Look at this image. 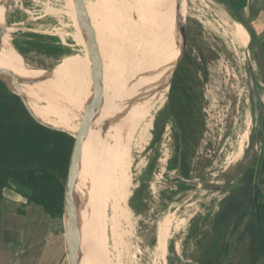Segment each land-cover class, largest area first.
<instances>
[{
  "label": "rangeland",
  "instance_id": "374dc122",
  "mask_svg": "<svg viewBox=\"0 0 264 264\" xmlns=\"http://www.w3.org/2000/svg\"><path fill=\"white\" fill-rule=\"evenodd\" d=\"M130 1L157 11L162 17L163 22L158 23L162 26L166 38L172 46L179 49L177 12L156 0ZM248 1L249 7L242 14L233 13L254 32V38L250 37L248 45L244 48L234 44L230 35L234 33L244 41H248L249 38L242 34L237 25L232 24L238 22L217 0H194L193 4L188 3L187 15L184 16L185 34H190V39H184L186 44L182 50H192L194 57L203 54L207 73L203 109L205 130L192 161L191 179L209 183L208 180L214 176L213 180L218 184L212 185L226 184L225 188L219 190L200 184H185L183 188L180 187L183 183L171 162L176 156L177 138L175 127L168 117L169 107L167 110V98L169 94L170 101V85L173 77L170 75L165 104L156 114L161 120L160 127H163L160 138L151 147L148 145L141 153L135 154L132 161L133 165L129 173L132 195L128 201L131 228L127 230L128 235L117 248L120 252L118 253L120 260L115 259V251L112 252L106 246L107 255L114 260L113 262L184 264V260L190 259L193 252V240L188 239L193 221L197 220L199 227L206 228L218 211L220 201L238 184L244 173V167L249 168L254 159L261 154L263 149L261 138L254 139L252 135L253 114L248 70L251 68L254 75L263 112L264 61L261 41H264V0ZM90 5H95V2L93 0H13L5 16L7 23L13 27L11 31L13 43L25 39L23 35L27 33L51 36L72 54L63 58L61 63L35 52L27 53L26 57L20 54V57H16L17 60H22L26 77L30 75L40 78L43 73L27 72L25 63L42 69L57 66L52 78L44 82H50L48 84L51 86H48L50 95L57 96L60 88L69 89L70 85L63 81L69 80L75 88L80 87L84 93H88L87 99L90 102H94L98 94L107 96L111 112L119 121L124 122L133 111L134 95L127 92V88L125 89L113 78L112 75L116 76L119 71L101 70L99 74L96 67L82 62L83 55L87 54L100 58L97 41L85 40V32L94 30L87 12V6ZM219 11L223 13L222 15L226 14L224 16L228 17V21L218 13ZM121 14L131 17L123 11ZM78 33L83 40L79 43L74 40ZM105 34L110 37L107 32ZM9 35L10 33L4 37V40L9 38ZM0 56L3 59L0 67L10 71L1 50ZM123 57L116 54L115 60ZM145 59L149 63L152 62L149 56ZM198 61L203 63L202 59ZM151 65L153 66V62ZM56 84L62 87L59 88L55 86ZM36 85L38 88H33ZM135 85L140 88V84H132L136 88ZM30 86L34 94L41 98L48 97L45 92L47 86L43 88L39 84ZM94 86H99L102 90L97 91ZM65 93L61 96L68 95V92ZM108 128L109 133L112 134V125L109 124ZM123 130L124 128H121L118 135ZM151 139L152 136L150 142ZM239 146L243 150L241 157L230 163L231 155ZM94 147L99 148L97 145ZM205 162L208 163L203 168ZM7 190L13 193L16 192L15 190L26 189L10 182ZM20 207L21 204L18 205L15 214H12L13 209L7 210L5 228L0 223V264H37L39 256L46 255L48 250L50 252L46 257V264L51 263L50 260L51 264H70L67 254L68 225L65 219H51L36 205H30L26 211L27 216L24 217L19 212ZM166 221H168L166 250L156 261V240L161 228L164 229ZM171 248L174 249V253Z\"/></svg>",
  "mask_w": 264,
  "mask_h": 264
},
{
  "label": "trees",
  "instance_id": "16d2710c",
  "mask_svg": "<svg viewBox=\"0 0 264 264\" xmlns=\"http://www.w3.org/2000/svg\"><path fill=\"white\" fill-rule=\"evenodd\" d=\"M225 1L237 14H242L249 7L248 0ZM88 8L99 7L87 6ZM229 12L238 23L244 25L250 37L254 38V32L245 26L243 20L235 17L231 10ZM89 17L94 30L85 32V40L97 41L100 58L87 54L83 55L82 62L94 65L102 71L112 72L114 69L119 71L116 76L112 75L113 78L127 88V92L134 95L133 111L124 122L119 121L111 112L107 96L98 94L94 99L107 124L112 125L115 137L120 136L118 139L122 140L134 109L153 83L152 62L149 63L145 58L149 56L152 60L154 53L151 48L154 41L143 23L135 24L131 17L119 11L106 9ZM157 25L167 49L169 83L179 49L170 44L162 26ZM106 32L110 37L106 36ZM23 36L25 39L13 43L23 57L29 52H35L61 63L63 58L72 56L70 50L60 45L55 37L34 33ZM10 37L11 34L2 41L5 43H2V56L10 71L16 77L26 80L23 62L21 59L17 60L18 55L9 46ZM186 39H190V34H185ZM74 40L77 43L83 41L79 33ZM261 47L264 61V41H261ZM116 54L124 57L115 60ZM199 59L200 61L202 59L203 63L199 62ZM2 60L0 56V65L3 63ZM56 67L42 69L25 63L27 72L43 73L40 78L29 75L28 80L41 85L42 88L47 86L45 92L48 97L43 98L34 94L32 87H25L26 96L31 100L30 111L43 123L64 129L85 141L79 142L65 132L38 123L13 90L7 71L0 67V202L3 200L4 190L12 182L28 192L22 194L26 200V204L19 210L22 215L26 205H36L49 218L64 219L69 218L71 214L73 196L80 193L85 182L89 181L92 184L108 156L105 150H109L112 143L106 134L102 133L97 119L93 130L85 138L81 124L78 123L80 122L78 113L87 104L73 83L63 80L70 85L69 89H61L62 85L56 84L55 86L60 88L57 96L50 95L48 91L50 82H44L52 78ZM206 79L203 54L194 57L192 50H182L171 80L168 117L175 127L177 138L176 156L171 160L172 166L177 172L178 151L181 148L180 175L185 179H191L192 161L205 130L203 109ZM136 83L140 84V88L132 86ZM65 92H68V95L62 97ZM159 109L160 106L157 104L144 116L140 126L128 140L130 148H133L144 133L157 123L159 116L156 114ZM121 128H124V132L118 135ZM161 128L163 127L158 128L155 137L153 136L150 144L146 146L151 147L158 141ZM258 137L263 144L262 131ZM145 147L140 152L134 149V153H141ZM261 159L262 152L246 169L238 184L220 201L218 211L206 228L199 227L197 220L193 221L188 234V239L193 240V252L190 259L184 260V264H264V186L259 185L257 181ZM207 163L205 162L203 168ZM129 173L130 167L127 166L111 183L93 220L90 243L97 264H121L120 261L113 262L114 260L109 258L106 246L112 252L115 251V259L120 260L117 248L128 235L127 230L131 228L128 201L132 195V185ZM184 185L183 183L180 187L183 188ZM167 229L162 233L163 237L159 244H156V261L166 250ZM171 251L174 253L173 248Z\"/></svg>",
  "mask_w": 264,
  "mask_h": 264
},
{
  "label": "bare ground",
  "instance_id": "6f19581e",
  "mask_svg": "<svg viewBox=\"0 0 264 264\" xmlns=\"http://www.w3.org/2000/svg\"><path fill=\"white\" fill-rule=\"evenodd\" d=\"M9 1L12 2L13 0H0V4L3 2ZM88 1V0H87ZM95 5H90L94 7H101V8H88L87 12L89 16H93L99 12L106 11V8L111 11H123L125 13L131 14V20L137 23H143L149 30L154 45L152 44L151 50H153L154 56L152 58L153 62V83L152 86L146 91L142 99L140 100L137 108L134 109L133 117L131 118L130 124L128 126L127 131L122 140L115 138V135L109 133V128L107 122L105 121L103 115L101 114L99 108L95 104V102H90L87 99L88 93H84L82 88H76L80 93L81 97L87 104V106L93 111L94 116L96 117L98 123L100 124L103 131H106L105 134L108 137L109 141L112 143L109 150H105L108 153L107 158L101 165L99 171L97 172L96 177L94 178L90 190L88 193L87 203L85 206L84 211L81 214V238H82V254L83 258L81 264H97V259L93 252L90 243V233L93 220L97 214L98 208L101 204V201L110 187L111 183L115 180V178L119 175V173L125 169V167L129 166L130 169L132 168V161L135 154L134 149L137 152H140L143 147H145L150 142V137H155V134L160 127L161 120L157 121V123L150 129H148L142 138L135 144L133 148L128 146L129 138L135 133V131L140 126L144 116L148 113V111L153 108L155 105H159L160 109L165 104L168 92V61H167V49L164 44L162 33L158 27V22H163L161 15L146 6H143L140 3L130 0H93ZM161 4H165L172 8L175 12L177 9H180V14L185 16L187 15V8L188 3L193 4L194 0H156ZM90 3V2H89ZM37 4V3H36ZM39 4V3H38ZM106 5V6H105ZM37 6V5H36ZM8 11L7 8L3 9L0 7V22L5 17L6 12ZM223 16L227 21L228 17L222 15L220 11L218 12ZM30 16V15H29ZM232 24L237 25L242 34L246 35L249 38V34L246 30L238 23L232 22ZM13 26V25H12ZM13 27H10L8 33H11ZM27 79L29 78L26 77ZM213 100V99H212ZM264 111V110H263ZM107 125V126H106ZM124 132V130L120 133V135ZM108 135H111L110 137ZM245 138V137H244ZM151 139V140H152ZM101 149V148H100ZM242 147L239 148L231 155L230 163H234L237 161L242 155ZM134 154V155H133ZM256 154V153H255ZM208 181L210 184H218L213 179L214 176H211ZM132 185V183H131ZM169 216V215H168ZM167 217V216H166ZM190 217V216H189ZM168 220V219H167ZM168 221L164 224V229L161 228L160 234L158 233L157 243L161 241L163 235L162 233L167 229ZM156 243V244H157ZM177 250V249H176Z\"/></svg>",
  "mask_w": 264,
  "mask_h": 264
},
{
  "label": "water",
  "instance_id": "95a60500",
  "mask_svg": "<svg viewBox=\"0 0 264 264\" xmlns=\"http://www.w3.org/2000/svg\"><path fill=\"white\" fill-rule=\"evenodd\" d=\"M223 6H225L228 10H231L232 12L235 13L234 10H232V7L224 1L220 2ZM9 6V1L3 2L0 4V7H2L3 9L8 8ZM177 17H178V33H179V42L180 44L177 43V45L179 46V54L177 59L175 60L174 66L172 68L171 71V76H173V73L175 71V68L178 64V61L181 57V53H182V48L184 47L185 43H184V39H185V23H184V16L180 15V9H177ZM248 33L247 29L244 27V25H242L241 23H239ZM11 26L7 23L6 20V16L2 19V21L0 22V50L3 49L2 47V41L4 39V37L8 34V30ZM11 34V33H10ZM249 34V33H248ZM250 37V35H249ZM12 36L10 37V41H9V46L12 49V51H14L19 57L21 56L19 51L16 49V47L13 44L12 41ZM90 50V49H89ZM184 50V49H183ZM94 66V65H93ZM96 67V66H94ZM98 73L100 74L102 71L100 69H98L97 67L95 68ZM10 83L12 85L13 90L17 93L18 97L20 98L21 102L23 103V105L25 106V108L27 109V111L30 113V115L41 125L48 127L50 129L53 130H57V131H61V132H65L71 136H73L76 140H78L79 142H84L85 140L73 135L72 133L64 130V129H59V128H55L52 127L50 125H47L45 123H43L42 121H40L39 119H37L32 112L30 111V104H31V100H29V98L26 96V90L25 87H31V84H35L30 82L27 78L26 80L20 79L18 77H16L13 73H11V71H7ZM248 75L250 78V82H251V88H250V92H251V103H252V114H253V131H252V135L254 137V139H257L259 132L261 131V117H262V101L261 98L258 94V89H257V85L255 83L254 80V75L252 73L251 68H249L248 70ZM95 90L97 91H101V87H93ZM101 93V92H100ZM169 107V94H168V98H167V110ZM79 119H80V124H81V130L83 131L85 138H87V136L89 135V133L93 130L94 127V123H95V116L93 114V111L89 110V108L84 105L81 109V112L79 111ZM107 131V130H106ZM106 131H102L103 134H105ZM181 148H179L178 151V163H177V173H178V177L180 178V180L182 181V183L184 184H200L203 185L204 187H209V188H213V189H219L222 190L225 188L226 184L223 186H214L212 184H209L207 182H201L197 179H185L183 177H181L180 175V165H181ZM247 169V166L244 167L243 172H245ZM90 182L87 181L82 185V190L80 191V193L75 194L73 196V201H72V208H71V214L69 216V218H64L65 221L67 222L68 225V245L69 248L67 250V254L69 256V260H70V264H81L82 258H83V254H82V238H81V224H82V220H81V214L85 209L86 203H87V196L90 190Z\"/></svg>",
  "mask_w": 264,
  "mask_h": 264
},
{
  "label": "crops",
  "instance_id": "0c3cea01",
  "mask_svg": "<svg viewBox=\"0 0 264 264\" xmlns=\"http://www.w3.org/2000/svg\"><path fill=\"white\" fill-rule=\"evenodd\" d=\"M230 36H231L234 44H236L238 47L244 48L249 43L248 37H246L248 39V41H246V40L244 41L242 37H236L234 35V33H231ZM261 131H262L263 138H264V111L262 112V117H261ZM257 181H258L259 185L264 186V141H263L261 165H260V169H259V173H258V180ZM7 189L4 190V192H3V200L0 202V223H1V226L3 228H5V223H6L5 222L6 221L5 215L7 214V210H11L12 211V209H13L14 213L12 212V214H15V210H17L18 205L21 204V206H22V205L26 204V200L24 199L22 194L28 193L25 190H22V191L15 190L16 192L12 193V192H7V191H9ZM27 209H29L28 205H26V207L24 209V213H23L24 217L27 216L26 215ZM14 216H16V215H14ZM8 230H9V228H8ZM17 252H18V250H17ZM49 252L50 251L48 250V253ZM43 253H45V251H43ZM48 253L46 255L43 254V256H39L37 264H46V262H47V258L46 257L48 256ZM50 262L52 263L51 260H50ZM51 263H49V264H51Z\"/></svg>",
  "mask_w": 264,
  "mask_h": 264
},
{
  "label": "flooded vegetation",
  "instance_id": "af4514ba",
  "mask_svg": "<svg viewBox=\"0 0 264 264\" xmlns=\"http://www.w3.org/2000/svg\"><path fill=\"white\" fill-rule=\"evenodd\" d=\"M169 111V110H168Z\"/></svg>",
  "mask_w": 264,
  "mask_h": 264
}]
</instances>
